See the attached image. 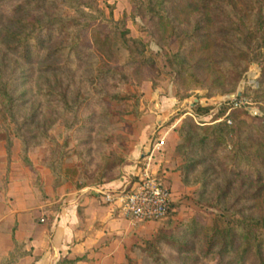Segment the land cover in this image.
<instances>
[{"label":"rangeland","instance_id":"obj_1","mask_svg":"<svg viewBox=\"0 0 264 264\" xmlns=\"http://www.w3.org/2000/svg\"><path fill=\"white\" fill-rule=\"evenodd\" d=\"M243 2L253 12L264 9V0ZM137 5V0H80L74 8L62 0H0V35L30 36L25 47L10 36V47L0 41L1 75L10 80L13 97L11 113H0V188L12 160L32 167V158L58 179L62 175L81 182H101L131 166L142 167L148 148L159 139L165 143L169 126L181 116L177 135L181 125L186 138L194 135L186 143L190 165L179 167L176 152L180 187L168 186L169 214L137 234L127 264H258L254 255L238 263L234 247L222 255L216 248L206 253L205 247L215 223L222 227L238 218L264 223V125L248 110L264 112V20L252 30L249 43V52L258 58L240 64L245 70L238 80L230 48L213 49L221 80L212 84L204 77L205 66L190 69L196 75L191 80L184 72L189 63L178 67L172 58L192 46L180 30L189 33L195 20L204 24L203 14L169 15L178 35L166 38L162 25ZM230 5V0H211L208 12L216 27L226 15L237 26L241 12ZM216 37L222 46L221 35ZM107 68L114 73H103ZM215 91L220 93L210 96ZM151 93L162 100L173 96L185 106L196 97L201 105L197 100L193 104H208L209 115L219 110L222 116L203 117L199 108L194 117L171 106L154 123L148 111ZM237 97L247 104L230 107L229 99ZM203 99L214 101L204 105ZM195 126H205V133L222 127L223 142L212 147L213 134L208 135L212 140L198 142ZM154 154L167 157L166 143ZM158 173L167 181L162 170ZM257 233L264 239V226Z\"/></svg>","mask_w":264,"mask_h":264},{"label":"crops","instance_id":"obj_2","mask_svg":"<svg viewBox=\"0 0 264 264\" xmlns=\"http://www.w3.org/2000/svg\"><path fill=\"white\" fill-rule=\"evenodd\" d=\"M152 93L148 98L152 101L148 106L152 122L163 119L165 109L171 106H175L174 112L182 107L184 114L196 116L193 111L196 97H191L192 101L185 106L173 96L162 100L155 99ZM203 101L206 105L214 100ZM197 102L201 105L202 101ZM179 120L181 116L168 128L167 157L155 155L154 151L149 162L152 171L165 173L167 181L164 182L171 189L180 187L176 171L178 158H174ZM147 151L150 152V147ZM31 161L32 167L12 160L3 172L0 264H127L130 246L137 234L155 224L128 221L121 216L117 204L104 202L96 190L130 187L143 166H131L101 182H81L77 177L63 179L62 175L58 179L39 161L32 158Z\"/></svg>","mask_w":264,"mask_h":264},{"label":"trees","instance_id":"obj_3","mask_svg":"<svg viewBox=\"0 0 264 264\" xmlns=\"http://www.w3.org/2000/svg\"><path fill=\"white\" fill-rule=\"evenodd\" d=\"M27 1L29 2L31 0ZM62 2L68 3L74 8L80 5V0H62ZM137 3V9L143 10L150 19H155L154 23L158 24V26L162 25L161 28H163V37L166 38L176 34L175 29H177L174 26V21L169 18V15H182L187 17L193 12L203 14V17L205 19L204 24H201V20H195L193 28L189 33L187 31L180 30V32H183L185 36H188V40L186 41H188L192 46L188 50H186L187 52L185 54L181 55L180 52H177L172 56L174 63L178 67L185 62L189 63L188 67L184 68V72H186L187 74L185 78L187 79L193 80L196 77V75H194V73L190 69L195 71V69H200V67H202L203 65V67L205 66L203 68L204 72L207 74H204V77H210L212 79V84H215L221 80V74L216 70L219 62L213 52L214 48L221 47L220 49H222L224 47L223 49L226 50L225 45L230 48L232 53L229 50L228 51L232 54V57L235 60V80H238L245 70V66H243V68H240V64H247L249 57L258 58L257 54L253 52V50L252 52H249V43L252 40V30L254 29L255 31L257 27L256 25L260 24V20H264V9L262 10L261 8H258L257 11L253 12L252 9H248L245 6L243 0H230V9L234 11V9L237 10L238 8L241 12L238 20L239 22L234 28V23L229 15H226L223 23L219 27H216L217 22L208 12V10L211 9V0H177L176 2H173L171 0H137ZM168 4L170 6H167ZM83 5L86 7H90V4L88 2H85ZM249 18L252 19L250 23L253 26L252 29L250 27V24H246L247 21H249ZM218 34L222 37V46L217 43L216 35ZM9 36L15 39L17 38L19 46L22 45L23 47H25L28 39L30 38V36H22V34L19 33H5L3 35H0V41L2 42V45H6L5 47H10V45H12V40H10ZM107 38L108 35L105 36V39ZM132 41L138 42V40L135 39ZM253 41L258 43V41L260 40H258V38L254 36ZM18 43L15 44L14 47H17L16 45H18ZM234 44H236L237 46ZM204 55L207 56V58H205ZM230 63H232V61H230ZM4 71L5 67L0 66V113L3 114L4 117H6L5 113H11L13 97L10 93V87L7 85L10 80H4L2 78L3 75H1V73ZM102 72L108 74L114 73V70L112 68H107L105 70H102ZM219 93V91H215L210 96H216ZM199 108H201L202 111L201 116L205 117L209 115V105L203 107L195 105L193 111L196 113V115H198L197 112ZM212 114L213 116H216V118L222 116L219 114V110H215V112L210 113L209 116H211ZM183 127L184 126L181 125L177 129L178 135L180 136V138L182 137V141L181 143L177 144L176 152L179 157H181L180 160H182V163L179 165V167L181 166L182 169H185L187 165H190V162H188V164L187 161H191L192 159L187 155L186 143L188 142V139L191 140L192 138L190 137H194V135L192 136V134L189 133V135L191 136H188L189 138H186L184 132L181 131ZM203 127L205 126H195L194 128L198 133V142L202 143L205 142L208 138L211 139V137L208 136L209 134H213L212 138L214 139V141L211 139L212 147H216L218 144H221L223 142L222 127H216L213 129V131H207L206 133L204 132L205 128ZM215 131H217L218 134L214 133ZM171 204L172 201L169 205V210L166 216L162 220L166 219V217L168 216ZM262 226H264V223L263 219L260 218H238L230 224L224 222V225L222 227H219L215 223L214 228H212V233L207 239L205 251L206 253H209L213 250V248H216L217 252L222 255L224 253H232V248L234 247V254L237 257L238 263H241V259H243V257L254 255L257 256L258 264H264V239L259 238L257 233L258 229Z\"/></svg>","mask_w":264,"mask_h":264},{"label":"built area","instance_id":"obj_4","mask_svg":"<svg viewBox=\"0 0 264 264\" xmlns=\"http://www.w3.org/2000/svg\"><path fill=\"white\" fill-rule=\"evenodd\" d=\"M229 101L230 107L234 108L247 104L238 97L230 98ZM248 110L264 125V112L251 108ZM163 144L164 140L159 139L150 146V152L143 158V168L130 187L119 190H96L104 202L117 204L121 216L132 223L162 220L169 210L172 192L159 173L149 168L151 153L160 150Z\"/></svg>","mask_w":264,"mask_h":264},{"label":"water","instance_id":"obj_5","mask_svg":"<svg viewBox=\"0 0 264 264\" xmlns=\"http://www.w3.org/2000/svg\"><path fill=\"white\" fill-rule=\"evenodd\" d=\"M237 95H239V94H237ZM231 97H233L234 95H230Z\"/></svg>","mask_w":264,"mask_h":264}]
</instances>
